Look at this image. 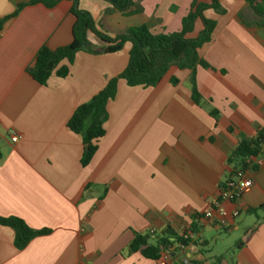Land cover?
<instances>
[{"label":"crops","instance_id":"crops-1","mask_svg":"<svg viewBox=\"0 0 264 264\" xmlns=\"http://www.w3.org/2000/svg\"><path fill=\"white\" fill-rule=\"evenodd\" d=\"M29 0H0V19ZM124 14L107 0H79L97 29L109 37L129 27L154 34L182 29L197 1L132 0ZM208 8L212 38L191 67L171 65L154 87L120 79L107 103L105 135L87 166L82 135L68 121L128 65L132 44L111 53L78 51L65 77L45 84L29 73L42 46L71 44L73 2L23 8L0 29V216H16L33 229L51 232L15 247L13 229L0 225V264H164L130 253L137 234L151 243L168 229L194 232L197 254L177 251L172 264H264V155L249 170L253 186L237 204L241 214L229 228L201 226L198 218L235 178L231 162L241 138L264 132V16L246 0H217ZM264 10V0L260 2ZM201 22H195L193 31ZM95 36L92 38L89 35ZM91 45L106 44L93 32ZM206 63L207 65H204ZM202 104L192 99V75ZM216 111V116L211 115ZM22 134L12 143L9 131ZM256 209V211H251Z\"/></svg>","mask_w":264,"mask_h":264},{"label":"trees","instance_id":"trees-1","mask_svg":"<svg viewBox=\"0 0 264 264\" xmlns=\"http://www.w3.org/2000/svg\"><path fill=\"white\" fill-rule=\"evenodd\" d=\"M62 0H29L18 4L16 11L0 19V29L10 18L18 15L25 7L42 3L52 8ZM73 6L71 12L75 16L73 25V41L71 44L56 49L42 46L37 52L34 64L29 68L31 76L41 84H45L53 73L65 77L69 74L70 65L74 62L78 51L87 50L94 53H111L119 51L126 42L132 44L130 49L129 62L125 70L118 76L111 78L106 86L95 94L89 102L83 103L77 107L68 121V127L78 134L82 135L85 146L82 157L83 166L91 163L96 151L97 143L105 135V122L108 118L107 103L116 96L118 82L125 80L130 86L154 87L163 78L171 65L179 67H191L198 61L197 50L208 43L212 38L215 28V21L204 17L203 12L208 8L220 10L217 0L211 4L195 2L189 13L183 18L182 29L174 33L154 34L145 26L129 27L123 34L112 38L100 32L95 24L92 15L85 10L80 9L79 0H71ZM113 5V8L124 14H132L138 9L131 10L132 0H107ZM259 15L264 16V10L261 9V0H246ZM201 18L204 24L203 30L196 38H188L195 22ZM95 33L106 45L101 50H94L88 40V33ZM204 65H207L204 63ZM192 99L197 104H202V97L196 86V79L193 73L192 77ZM211 115L216 116V111H211ZM264 155V132H260L254 139L241 138L236 150L233 152L231 162L234 163V169H247L250 165L246 162L250 157H260ZM3 153L0 148V162ZM254 165L253 169H257ZM225 183V182H224ZM222 183L221 185H223ZM220 185V186H221ZM261 205L257 209L263 208ZM251 211H256L253 209ZM0 225L13 229L15 233L14 244L19 250L25 248L27 244L35 237L45 235L51 232L50 229H33L25 220L16 216H0ZM151 236L137 234L128 246L130 253L140 252L147 258L159 259L162 250L173 248L177 252L176 244L183 242L181 235L172 229H168L161 234L155 243L150 242ZM194 264H202L195 261Z\"/></svg>","mask_w":264,"mask_h":264},{"label":"built area","instance_id":"built-area-1","mask_svg":"<svg viewBox=\"0 0 264 264\" xmlns=\"http://www.w3.org/2000/svg\"><path fill=\"white\" fill-rule=\"evenodd\" d=\"M9 136L12 143H18L22 134L16 130H10ZM250 167L247 169H236L235 178H230L219 188L217 199L213 201L210 207L201 214L198 222L201 226L216 225L221 228H229L236 218L241 214L238 206L230 208V205L237 204L241 197L253 186V180L249 177V170H253L254 165H260L262 160L259 157H250L246 161ZM184 241L176 244L177 250L197 254L201 247L200 240H197L194 232L187 231L181 234ZM173 248L162 250L161 260L164 264H172L174 259Z\"/></svg>","mask_w":264,"mask_h":264},{"label":"rangeland","instance_id":"rangeland-1","mask_svg":"<svg viewBox=\"0 0 264 264\" xmlns=\"http://www.w3.org/2000/svg\"><path fill=\"white\" fill-rule=\"evenodd\" d=\"M198 27L195 29V31H194V33L193 34H191V37H197L198 35H199V28L201 27V22L200 21H198ZM90 37H92V38H96L95 36H92L91 34L89 35ZM88 38V40H89V42H90V44L91 45H96V46H98V44L99 45H102V43L100 42V41H97L98 42V44H97V42H94V41H92V38ZM103 43H105V42H103ZM106 44V43H105Z\"/></svg>","mask_w":264,"mask_h":264}]
</instances>
